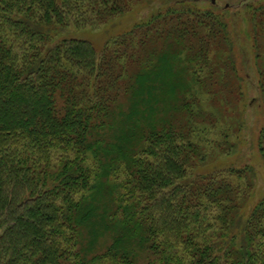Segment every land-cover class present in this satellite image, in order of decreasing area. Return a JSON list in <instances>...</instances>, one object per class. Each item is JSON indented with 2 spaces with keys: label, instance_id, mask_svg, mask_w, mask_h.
I'll use <instances>...</instances> for the list:
<instances>
[{
  "label": "trees",
  "instance_id": "obj_1",
  "mask_svg": "<svg viewBox=\"0 0 264 264\" xmlns=\"http://www.w3.org/2000/svg\"><path fill=\"white\" fill-rule=\"evenodd\" d=\"M189 1L98 49L78 31L155 0H0V264H264L255 170L208 166L240 149L241 56L264 106V0L248 43Z\"/></svg>",
  "mask_w": 264,
  "mask_h": 264
},
{
  "label": "rangeland",
  "instance_id": "obj_2",
  "mask_svg": "<svg viewBox=\"0 0 264 264\" xmlns=\"http://www.w3.org/2000/svg\"><path fill=\"white\" fill-rule=\"evenodd\" d=\"M174 0H155V3L149 8H143L141 11L132 12L124 17L114 20L109 26H102L99 30L88 28L78 31L77 36H85L91 41L96 48L102 49L103 45L113 37L122 34L133 27L136 23L146 20L157 9L162 7L166 8V4ZM253 0H190L189 2L196 3L197 7L201 10H209L215 8L216 11L227 12V19L236 23L237 35L241 38L242 42H247L241 30L246 29L244 18L247 16L246 6ZM82 32V34H80ZM70 34V33H69ZM237 66L241 70L242 75L248 76L245 80V128L242 129L240 149L232 160L226 159L224 155H215L214 158L209 160V170L216 167H223L225 165L240 164L252 167L255 172V181L253 189V198L250 200L246 207V212L249 211L258 201L260 197L264 196V162L258 149L259 135L264 127V106H262L261 95L258 91V74L254 71L255 61L252 56H243L237 59ZM213 144V141H211ZM211 144V145H212ZM203 170H206L204 168Z\"/></svg>",
  "mask_w": 264,
  "mask_h": 264
}]
</instances>
